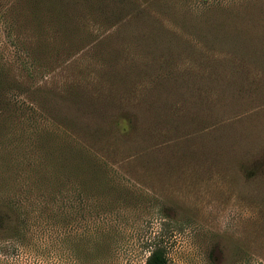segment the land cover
<instances>
[{
    "label": "rangeland",
    "instance_id": "rangeland-1",
    "mask_svg": "<svg viewBox=\"0 0 264 264\" xmlns=\"http://www.w3.org/2000/svg\"><path fill=\"white\" fill-rule=\"evenodd\" d=\"M0 68V185L28 217L71 229L82 185L124 248L151 226L175 264L264 262V0H0Z\"/></svg>",
    "mask_w": 264,
    "mask_h": 264
},
{
    "label": "trees",
    "instance_id": "trees-1",
    "mask_svg": "<svg viewBox=\"0 0 264 264\" xmlns=\"http://www.w3.org/2000/svg\"><path fill=\"white\" fill-rule=\"evenodd\" d=\"M4 82L5 79L0 76V92ZM83 159L85 164H91L90 158ZM90 168L94 177L106 182L107 173L102 172L99 166ZM2 187L0 185V264H116L112 257L119 259L124 249L134 254L139 249L147 253L144 264H175L170 260L169 246L164 236L160 233L154 236V227L151 226L141 247L124 248L120 243L121 229L112 223V204L105 202L106 199L94 200V196L82 185L75 189L77 204L73 209L85 215L75 222L70 221L74 224L70 226L71 229L60 226L62 222L68 226L67 215H49L45 208L40 209V206H45L43 201L37 202V207L32 208L35 218L28 217L27 206H31H25L11 197L14 186L10 188L8 184L6 190H2ZM113 222L120 223L118 219ZM78 228L82 231L79 232L81 229ZM225 253L219 244L214 243L206 252L207 263L264 264L241 245L235 246L231 259H227Z\"/></svg>",
    "mask_w": 264,
    "mask_h": 264
}]
</instances>
